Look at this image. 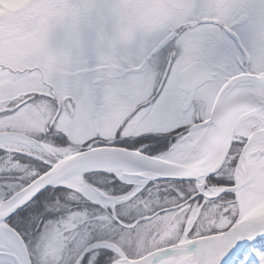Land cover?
I'll list each match as a JSON object with an SVG mask.
<instances>
[{
  "label": "snow or ice",
  "instance_id": "obj_1",
  "mask_svg": "<svg viewBox=\"0 0 264 264\" xmlns=\"http://www.w3.org/2000/svg\"><path fill=\"white\" fill-rule=\"evenodd\" d=\"M0 264H264V0L0 16Z\"/></svg>",
  "mask_w": 264,
  "mask_h": 264
},
{
  "label": "flooded vegetation",
  "instance_id": "obj_2",
  "mask_svg": "<svg viewBox=\"0 0 264 264\" xmlns=\"http://www.w3.org/2000/svg\"><path fill=\"white\" fill-rule=\"evenodd\" d=\"M30 3V0H8L0 10V16H14ZM174 50V43L170 42L153 58L152 63L163 71L167 57Z\"/></svg>",
  "mask_w": 264,
  "mask_h": 264
}]
</instances>
